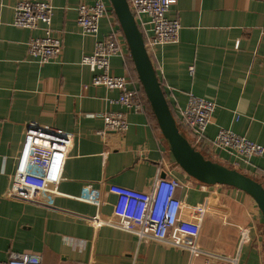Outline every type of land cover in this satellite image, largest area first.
<instances>
[{"label": "crops", "instance_id": "0c3cea01", "mask_svg": "<svg viewBox=\"0 0 264 264\" xmlns=\"http://www.w3.org/2000/svg\"><path fill=\"white\" fill-rule=\"evenodd\" d=\"M17 1L0 0V260L14 250L40 253L43 264H232L223 256L239 252L238 225L248 224L251 240L240 250L237 264H264V218L252 196L191 177L176 163L151 107L130 110L116 101L118 89L92 83L95 72L82 58L94 52L117 17L101 18L99 33L88 34L77 21V7L94 0H46L54 6L52 30L62 49L41 63L29 53L28 42L43 29L13 23ZM105 2L113 10L110 0ZM168 16L181 23L179 40L168 44L148 45L150 18L142 14L136 19L171 108L179 113L190 92L215 101L206 137L196 145L264 184V153L244 158L211 143L225 127L264 146V0H178ZM123 47L126 57L112 56L111 71L137 76L125 37ZM41 83L67 91L59 125L74 140L56 190H44L35 202H26L8 191ZM108 111L126 112V130L106 128ZM158 177L176 178L181 199L209 207L199 237L204 253L90 223L92 216L115 218L116 201L113 194L100 206L84 200L91 186L149 191Z\"/></svg>", "mask_w": 264, "mask_h": 264}, {"label": "built area", "instance_id": "2783aa9c", "mask_svg": "<svg viewBox=\"0 0 264 264\" xmlns=\"http://www.w3.org/2000/svg\"><path fill=\"white\" fill-rule=\"evenodd\" d=\"M178 0H129L135 16L146 14L152 24L153 36L148 45L168 44L179 40L181 23L177 18L168 16L172 4ZM14 24L19 27L42 28L43 34L32 36L28 51L39 62H49L62 49V40L52 30L54 6L46 0H18L15 4ZM77 21L83 31L97 35L100 20L109 16L116 20L114 10H110L105 0H94L92 4L81 3L77 7ZM124 34L117 25L102 39L95 43V50L84 55L82 63L94 72L92 83L116 88L120 91L116 101L134 111L150 108L144 87L137 76L116 75L111 71V57H126L123 47ZM147 45V44H146ZM148 47V46H147ZM67 91L53 84L41 83L28 121L21 146L15 158L14 172L11 177L9 195L35 202L44 190L55 191L61 179L64 162L74 134L59 125ZM216 102L189 93L186 106L181 108L176 118L178 123L192 137V142L200 145ZM108 129L124 131L128 127L124 111H108L103 116ZM213 147L226 149L244 158L264 153V146L241 135L230 128L221 127L211 141ZM180 182L174 177H158L149 191L110 184L108 187H90L82 197L88 202L102 205L111 194L116 196L113 205L115 218H89L94 227L110 224L137 234L140 240L158 239L175 246L188 249L192 253H204L199 237L201 222L209 207L205 202L188 204L178 196ZM238 250L251 240V227L239 224ZM239 252L235 256H223L232 264H237ZM0 264H43L40 253L33 251H14Z\"/></svg>", "mask_w": 264, "mask_h": 264}, {"label": "water", "instance_id": "95a60500", "mask_svg": "<svg viewBox=\"0 0 264 264\" xmlns=\"http://www.w3.org/2000/svg\"><path fill=\"white\" fill-rule=\"evenodd\" d=\"M128 44L132 61L144 87L153 115L176 163L191 177L206 184H223L247 192L264 218V184L231 165L204 154L180 128L150 58L144 34L129 0H110Z\"/></svg>", "mask_w": 264, "mask_h": 264}, {"label": "trees", "instance_id": "16d2710c", "mask_svg": "<svg viewBox=\"0 0 264 264\" xmlns=\"http://www.w3.org/2000/svg\"><path fill=\"white\" fill-rule=\"evenodd\" d=\"M172 111H173V113H174V115H175V117H178L177 115H178V113L177 112H175L173 109H172ZM179 126H180V128L184 131V133L186 134V136H188V133L185 131V128L182 126V125H180V123H179ZM189 137V136H188ZM197 146V145H196ZM198 147V146H197ZM199 148V147H198ZM200 150H201V148H199ZM203 151V150H202ZM204 154H206L205 152H204Z\"/></svg>", "mask_w": 264, "mask_h": 264}]
</instances>
